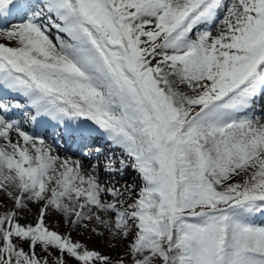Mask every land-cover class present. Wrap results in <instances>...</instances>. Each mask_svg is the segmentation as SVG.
I'll list each match as a JSON object with an SVG mask.
<instances>
[{
    "label": "snow or ice",
    "instance_id": "snow-or-ice-1",
    "mask_svg": "<svg viewBox=\"0 0 264 264\" xmlns=\"http://www.w3.org/2000/svg\"><path fill=\"white\" fill-rule=\"evenodd\" d=\"M0 36V89L33 121L105 135L122 152L107 170L141 183L102 187L0 101V264H264V0H0ZM50 213L130 240L128 260L52 230Z\"/></svg>",
    "mask_w": 264,
    "mask_h": 264
},
{
    "label": "rangeland",
    "instance_id": "rangeland-1",
    "mask_svg": "<svg viewBox=\"0 0 264 264\" xmlns=\"http://www.w3.org/2000/svg\"><path fill=\"white\" fill-rule=\"evenodd\" d=\"M0 43L8 45L9 41L4 36H0ZM120 157L121 156L112 160L114 163L119 162ZM106 163H108V160H105V164ZM117 179L122 180L124 179V176L120 175ZM128 184H134L137 192L139 191L141 183L136 173L134 179ZM0 198H3L2 193H0ZM3 202L6 203L8 207H11V201H7L5 198L3 199ZM38 207L39 206H31V211L26 213V219H23L21 222L34 223L37 216ZM2 210V207H0V211ZM28 216H30V218ZM50 216L51 218L47 221V223L52 230L65 235L71 231L72 239L74 241L84 244L89 250L99 252L101 255L109 256L113 261L117 260L118 258H124L126 261L128 260L127 251L125 248L127 247L126 244L131 243L130 240L128 243H125L123 238L113 237L112 234L101 225L97 228L86 231L87 229L84 227H80V229L70 228L68 224L60 219L59 215H52L50 213ZM106 218L110 219V217ZM98 233H103V235H99Z\"/></svg>",
    "mask_w": 264,
    "mask_h": 264
},
{
    "label": "bare ground",
    "instance_id": "bare-ground-1",
    "mask_svg": "<svg viewBox=\"0 0 264 264\" xmlns=\"http://www.w3.org/2000/svg\"><path fill=\"white\" fill-rule=\"evenodd\" d=\"M22 127H24L25 128V126H23L22 125ZM15 134V133H14ZM16 135V134H15ZM18 139V137L16 136V139L15 138H13V141H16ZM38 140V139H37ZM0 143H3L2 141H0ZM54 154L55 155H58V154H56L55 152H54ZM59 156V155H58ZM61 159H63V158H61ZM81 167H82V170L85 172V174H87V173H89V172H91V170L92 169H88V168H86V167H84V166H82L81 165ZM97 171H98V175H100L99 173H101V174H104L105 173V169L103 170V169H97ZM121 174H111V176L110 177H108V178H104V179H99V182H100V184H101V186L102 187H105V188H109V187H112V186H116L117 188H121V187H123L125 184H128L131 180H132V175H130V174H128V173H126V171H124L123 172V174L122 175H124V179H122V180H118L117 178L120 176ZM103 199L104 200H106L107 202H112V200H111V197H109V196H105V197H103ZM103 215V214H102ZM29 218H30V216H28ZM106 218V217H105ZM110 219H114V217H110ZM87 224H88V227L86 228L87 230L86 231H88V230H90V229H93V228H97L98 226H100V225H98V224H96L95 222H86ZM80 229V228H79ZM96 230V229H95ZM108 230V229H107ZM111 233V232H110ZM124 241H125V243H128L129 242V240H126V239H123ZM126 245H129V243L128 244H126ZM126 249V251H127V247L125 248Z\"/></svg>",
    "mask_w": 264,
    "mask_h": 264
},
{
    "label": "trees",
    "instance_id": "trees-1",
    "mask_svg": "<svg viewBox=\"0 0 264 264\" xmlns=\"http://www.w3.org/2000/svg\"><path fill=\"white\" fill-rule=\"evenodd\" d=\"M70 264H72V262H70Z\"/></svg>",
    "mask_w": 264,
    "mask_h": 264
}]
</instances>
